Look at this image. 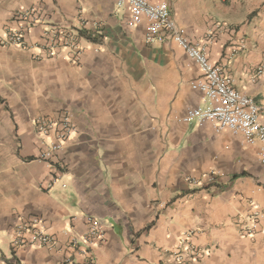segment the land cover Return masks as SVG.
Returning a JSON list of instances; mask_svg holds the SVG:
<instances>
[{
	"label": "crops",
	"instance_id": "1",
	"mask_svg": "<svg viewBox=\"0 0 264 264\" xmlns=\"http://www.w3.org/2000/svg\"><path fill=\"white\" fill-rule=\"evenodd\" d=\"M168 1L188 35L204 44L214 36L210 62L261 103L250 82L261 61L241 24L264 0ZM32 8L40 22L27 30L18 14ZM128 15L116 0L0 8V264H167L182 238L206 251L199 264H264V220L252 219L255 207L264 210L259 145L209 124L176 123L201 103L189 87L200 68L170 40L146 43ZM55 28L72 35L71 45L58 40L51 50ZM15 32L22 47L5 43ZM68 113L76 133L42 160ZM44 119L58 123L47 135L38 132ZM212 170L215 182L188 184ZM89 218L104 226V241L83 243ZM24 224L54 244L33 245L28 231L14 245Z\"/></svg>",
	"mask_w": 264,
	"mask_h": 264
},
{
	"label": "built area",
	"instance_id": "2",
	"mask_svg": "<svg viewBox=\"0 0 264 264\" xmlns=\"http://www.w3.org/2000/svg\"><path fill=\"white\" fill-rule=\"evenodd\" d=\"M116 3L128 11L129 28L136 29L142 26L145 29L146 43L155 44L170 40L200 68L201 77L191 81L189 87L199 94L201 103L185 108L182 114L176 117V123L209 124L217 134L228 131L233 135L243 137L244 142L249 146L259 145V160L264 169V62L250 75L251 84L261 87V103H258L255 97L236 89L234 80L223 65L210 62L206 47L207 44L214 42V36L210 34L204 44L188 35L186 29L172 19L168 0H116ZM37 12L36 8H32L18 14V18L25 22L27 30H31L35 24L40 22ZM48 35L51 50L54 49L58 40H63L66 46L71 45L72 35L65 29L55 28L49 31ZM5 43L22 47L24 34L12 33ZM73 45L72 43V47ZM246 46V42L243 41L241 47L244 49ZM50 54H54V51ZM57 124L53 120H39L38 132L47 135L57 128ZM75 133L76 127L71 114H65L60 121L56 141L52 142L42 153L41 159L49 160ZM217 179L218 172L212 170L201 174L198 178H189L188 184L198 187L203 181L215 182ZM252 219L254 222L264 220V210L255 207ZM31 226L24 224L16 228L14 245H23L25 243L24 234L28 231L31 232L30 242L33 245L52 246L54 244L53 237L40 231L35 225ZM252 229L248 231L250 236L254 234ZM81 239L87 245L104 241V226L97 219L89 218V229ZM74 243L77 244V242ZM205 256V250L189 244L187 238H182L180 248L171 255L167 264H199ZM66 264H73L72 259H67Z\"/></svg>",
	"mask_w": 264,
	"mask_h": 264
},
{
	"label": "rangeland",
	"instance_id": "3",
	"mask_svg": "<svg viewBox=\"0 0 264 264\" xmlns=\"http://www.w3.org/2000/svg\"><path fill=\"white\" fill-rule=\"evenodd\" d=\"M13 0H0V8L3 9L12 3ZM241 29H247L252 44L251 51L255 61L264 62V3L251 15L248 21L241 24ZM256 63V64H257Z\"/></svg>",
	"mask_w": 264,
	"mask_h": 264
}]
</instances>
